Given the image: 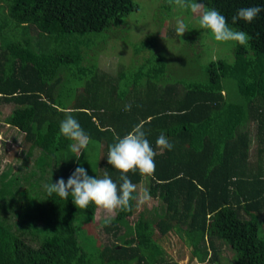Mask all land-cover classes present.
Wrapping results in <instances>:
<instances>
[{
	"label": "trees",
	"instance_id": "16d2710c",
	"mask_svg": "<svg viewBox=\"0 0 264 264\" xmlns=\"http://www.w3.org/2000/svg\"><path fill=\"white\" fill-rule=\"evenodd\" d=\"M196 2L250 36L247 46L233 42L230 60H208L201 80L172 76L150 34L130 43L124 67L99 68L105 37L95 34L123 28L138 9L134 0H0V105H13L3 123L22 133L33 157L18 174L0 173V264H176L159 242L169 232L201 261L208 254L205 260L217 263L227 249L235 264H264V151L250 160L248 131L253 122L264 144V11L232 24L237 10L264 8V0ZM154 11L155 25L191 12L174 0H160ZM201 33L199 24L185 32ZM66 113L90 137L78 159L59 130ZM139 123L156 151L155 172L128 178L144 183L163 212L131 220L133 200L131 211H117L105 226L104 219L93 223L94 204L79 209L71 196L47 194L46 184L66 183L77 167L119 184L109 146ZM161 133L171 150L156 147ZM209 217L213 234L206 233Z\"/></svg>",
	"mask_w": 264,
	"mask_h": 264
},
{
	"label": "rangeland",
	"instance_id": "374dc122",
	"mask_svg": "<svg viewBox=\"0 0 264 264\" xmlns=\"http://www.w3.org/2000/svg\"><path fill=\"white\" fill-rule=\"evenodd\" d=\"M137 2L138 9L131 12L125 19L123 28H112L104 32L95 34V38L103 39L105 43L101 46L102 50L98 55V65L104 72L114 73L119 66L124 67L130 59L131 45L130 43L139 41L145 35H154L156 38V47L164 49L169 65V73L178 78L188 80H201L204 78L202 66L210 59L223 57L226 60L231 59L230 48L233 42L220 43L216 42L207 30L202 29V33L195 38L194 34L188 36L184 33L182 36L176 34V25L178 20H183L188 28V24L198 27L199 14L190 12L188 18L184 14L177 13L165 19L162 23L155 25L153 20L154 10L160 0H134ZM162 15L159 12L158 17ZM159 20V19H157ZM112 33V34H111ZM126 37V40H121ZM228 50V51H227ZM13 105H0V173L7 168L10 172L20 173L25 169L26 165H30L32 155L27 158L24 145L21 142L22 133L15 128L3 123L5 116L12 109ZM249 131V158L251 161L257 157V150L261 148L264 151V144H260L255 136L254 123L248 124ZM145 188L144 183L137 185L138 192ZM137 195V193H136ZM154 212H163V205L157 199H151L150 202L136 206L135 216L142 214L147 218H153ZM105 218V214L96 208L93 223H99ZM94 230V227H92ZM98 226H96L97 230ZM92 230V231H93ZM206 233L213 234V219L209 217L207 220ZM97 234V233H96ZM99 235V234H98ZM97 235V236H98ZM101 236V235H100ZM102 237V236H101ZM100 238V237H99ZM166 256L176 264H212L206 261L208 254L204 260H200L198 256L190 253V247L181 240L176 234L169 232L160 236L159 240ZM203 250V248H200ZM214 264H235L231 258V254L227 249H223L219 253L218 262Z\"/></svg>",
	"mask_w": 264,
	"mask_h": 264
},
{
	"label": "clouds",
	"instance_id": "9594fccd",
	"mask_svg": "<svg viewBox=\"0 0 264 264\" xmlns=\"http://www.w3.org/2000/svg\"><path fill=\"white\" fill-rule=\"evenodd\" d=\"M170 3L173 0H169ZM176 6L183 10H190L199 14L198 24L200 29L207 30L216 42H234L241 46H247L250 36L242 31L229 26L226 17L218 9L204 10L203 3L196 0H174ZM264 8L259 6L241 8L232 17V24L238 21L251 23ZM176 34L182 36L187 31L183 20H178ZM131 105H125L124 110L129 111ZM60 133L70 141L71 152L81 155V150L90 143V137L81 128L79 122L70 114H65V119L60 122ZM115 143L109 146L107 163L120 172L119 184L105 173L102 178H92L87 174L86 169L77 167L72 175L65 180L59 179L56 183L46 184L45 190L49 196L58 195L67 200L71 196L73 204L79 209H85L89 204H94L98 210L105 214L103 224L110 225L117 211H131V201L137 202V207L151 201V195L147 188L138 192L137 185L128 178V173H139L142 177H150L155 172L154 151L146 138L143 130V123L135 125L122 138L115 136ZM158 149L171 150L173 145L167 137L161 133L156 140ZM137 193V195H133Z\"/></svg>",
	"mask_w": 264,
	"mask_h": 264
}]
</instances>
